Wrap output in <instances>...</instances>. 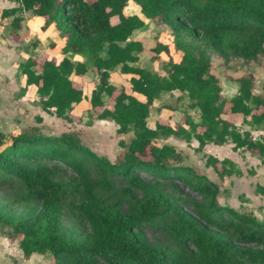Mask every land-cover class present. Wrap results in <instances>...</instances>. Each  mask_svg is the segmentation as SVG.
<instances>
[{
	"label": "trees",
	"instance_id": "trees-1",
	"mask_svg": "<svg viewBox=\"0 0 264 264\" xmlns=\"http://www.w3.org/2000/svg\"><path fill=\"white\" fill-rule=\"evenodd\" d=\"M10 1L17 6L3 9L2 17L29 11L41 20L43 34L56 33L62 40L51 44L52 55H28L18 64L22 91L35 87L42 110L67 122L81 119L73 110L86 99L91 118L112 120L118 136L133 134L127 144L119 141L124 151L111 162L82 145L74 133L0 131V179L17 184L23 200L37 203L23 213L0 205V228L18 241L23 256L49 254L57 264H264V221L217 204L212 182L193 167L178 164L180 154L173 145L153 142L169 136L195 139L200 151L207 143L230 141L234 150L245 148L264 163V82L262 93L254 94L253 76H241L236 94L226 100L209 58L182 41L189 33L203 37L224 62L257 59L264 54V0H132L138 13L129 14L123 11L130 0ZM147 19L167 26L174 37L173 46L157 41L149 49L152 58L166 60L161 72L139 66L145 47L130 38ZM68 54L86 61L74 62ZM89 68L97 82L86 95L72 75L82 76ZM117 68L129 75V92L109 81ZM173 91L199 109L200 120L184 114L179 122L160 117L150 125L154 100ZM238 119L263 133L253 138L250 130L239 131ZM205 164L220 176L242 174L230 159L207 155ZM57 166L83 178L79 209L90 230L84 238L61 227V191L52 180ZM88 171L94 179L86 178ZM165 179L192 187L208 201L188 213L153 185ZM256 191L264 188L257 185ZM125 197L130 200L122 210ZM147 227L165 233L176 248L152 244Z\"/></svg>",
	"mask_w": 264,
	"mask_h": 264
},
{
	"label": "rangeland",
	"instance_id": "rangeland-1",
	"mask_svg": "<svg viewBox=\"0 0 264 264\" xmlns=\"http://www.w3.org/2000/svg\"><path fill=\"white\" fill-rule=\"evenodd\" d=\"M14 6H17L15 2L0 0V131L7 135L23 132L38 135L74 133L80 143L87 146L96 155L103 156L111 162L116 161L124 151V148L119 145V141L122 140L127 144L133 135L131 131L118 136L115 133L116 125L112 120L91 118L89 102H82L74 109V115L80 116V120L67 122L42 110L40 98L35 93V87H31L26 92L22 91L24 79L18 69V64L23 62L28 55L37 58L52 55L54 50H52L51 44L61 43L62 40L56 33L43 34L40 30L41 20L29 11L18 10L12 15L1 16L3 9ZM123 12L125 14L138 13V7L130 0ZM14 19H17L15 26L12 24ZM132 37L139 39L145 47V50L139 55L140 66L152 72H161L166 60L161 57L152 58L149 49L157 41L174 45V37L169 28L147 19L143 30ZM182 41H187L192 45L196 54H202L209 58L210 71L218 78L221 95L226 100L236 94L238 78L249 74L253 76L252 92L254 94L262 93L264 54L259 55L257 59L236 58L224 62L208 45L205 38L189 33L184 36ZM178 53L177 51L176 54L178 55ZM68 56L74 62L86 61L85 57L73 54H68ZM87 64L89 67L91 66L89 61ZM117 75L111 76V83L117 88L123 86L125 90L129 91L128 75L125 76L119 72ZM74 78V81L82 84L86 95L97 82V77L90 68L81 77L74 76ZM104 101L108 104L109 98L105 96ZM184 114L193 121L200 120L199 109L194 107L184 94L178 91L166 92L161 94L151 105L147 121L152 125L156 119L163 117L169 122H179ZM236 125L239 131L250 130L253 138H258L263 133L255 126L240 123L239 119ZM153 142L158 146L173 145L180 154L178 164L193 167L212 182L217 189L214 197L217 204L228 206L238 213L252 215L257 221H264V192L256 191L257 185L264 188V163L258 155L251 154L245 148L234 150L230 141L222 145L207 143L200 151H196L198 142L195 139L187 142L169 136L159 137ZM207 155H213L219 160L230 159L242 174L220 176L212 166H206ZM53 171L52 180L59 184L61 191L59 206L61 227L73 233L74 237L84 238L90 230L83 221L79 209L83 200V178L63 166H57ZM86 178L94 179V173L88 171ZM153 185L169 194L190 214L195 213V204L204 205L208 201L192 187L177 180H160ZM135 193L139 195L137 191ZM105 197L106 194L103 195V198ZM129 200V197L124 198L122 210L126 208V201ZM0 205H3L8 211L23 213L37 206V203L23 200L17 184L0 179ZM5 230V228H0V264H57L49 254L32 253L28 257H24L18 246V241L6 237ZM145 232L152 244L176 248L174 242L157 228L147 227Z\"/></svg>",
	"mask_w": 264,
	"mask_h": 264
},
{
	"label": "crops",
	"instance_id": "crops-1",
	"mask_svg": "<svg viewBox=\"0 0 264 264\" xmlns=\"http://www.w3.org/2000/svg\"><path fill=\"white\" fill-rule=\"evenodd\" d=\"M141 30H143V28L142 29H140L139 31H141ZM139 31H137L136 33H134L133 35H131V36H134L135 34H137ZM131 36H130V38H131ZM59 38V37H58ZM132 39H136L135 37L133 38L132 37ZM137 40H139V39H137ZM58 44H60L59 42H58ZM139 55H140V53H139ZM138 64H139V60H138ZM139 66H140V64H139ZM119 72V69L117 68L116 70H114V71H111L110 72V78H109V81L111 80V76L112 75H117V73ZM120 73V72H119ZM122 74V73H121ZM122 75H125V74H122ZM74 76L75 77H79V76H76V75H72V79H75L74 78ZM118 76V75H117ZM125 76H127V75H125ZM81 77V76H80ZM97 77V76H96ZM128 77H129V75H128ZM78 80V79H77ZM111 82V81H110ZM114 85V84H113ZM127 91V90H126ZM127 92H129V91H127ZM138 98L139 99H141V100H144V98H143V96H141V95H138ZM82 102H88L86 99H83L79 104H77L75 107H74V109L75 108H77ZM154 102H155V100H154ZM153 102V103H154ZM73 112H74V114H75V111L73 110Z\"/></svg>",
	"mask_w": 264,
	"mask_h": 264
}]
</instances>
